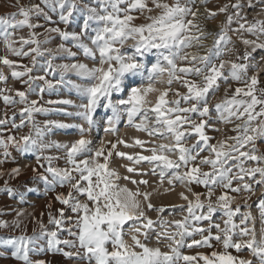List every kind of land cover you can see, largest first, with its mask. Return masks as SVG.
<instances>
[{
    "label": "snow or ice",
    "instance_id": "obj_1",
    "mask_svg": "<svg viewBox=\"0 0 264 264\" xmlns=\"http://www.w3.org/2000/svg\"><path fill=\"white\" fill-rule=\"evenodd\" d=\"M193 2L194 0H94L92 3L88 0H42L44 5L42 7L39 3L23 6L17 0L15 5L18 8L17 12L0 16V38L12 54L31 56L33 64L36 63L37 57L47 56L45 75L38 77L30 75L31 67L24 65V71H16V61L9 59L7 55L0 57V62L13 69L12 77L27 75L25 84L32 80L43 81L41 94L60 86L75 89L86 103L76 105L71 99L50 100L46 103L78 107L82 111L76 115L82 116L89 125L86 129L83 125L48 120L44 122L43 127L33 123L35 135L29 133L21 136L19 140L14 136H8L7 139L0 137V148H3L0 155H3L5 161L11 155L10 145L21 153H39L36 156L38 167H33L32 171L35 178L44 182L46 186L44 194L55 189L57 185H68V193L66 195L58 193L56 199L75 213L73 224L75 231L73 227L65 229V209L61 208L58 210L59 218L49 213V223L55 226L54 229L49 230L42 220L36 219L40 232L37 233L34 229L32 235L27 234V226L21 219L25 214L23 209L17 211L16 218L11 222L0 219V229L16 230L24 225L19 235L0 237V248L11 247V257L20 264H49L46 260L33 261L30 258V253L44 251L86 260L88 264H181L182 261L185 264H197L196 256L182 255L179 250L185 246V238L193 234H199L201 239H193L188 247L193 245L213 247L211 243L213 240L222 246L221 251L213 250L210 254L198 253L203 264H264V198L259 200L261 229L258 236L251 212L241 213L239 204L233 208L232 203L236 197L230 195L231 192L239 194L242 190L255 194L245 177L264 186V152H260L256 146V141L264 138V87H259L258 72L248 75L249 67H258L248 62L252 52L264 49V42L260 41V37L264 35V19L254 18L252 23L245 19V23L233 29L235 32L244 30L257 37L256 39L241 37L246 47L243 56L237 54L236 60H224L220 57L226 52L234 51L227 48L232 42L228 30L229 25L233 23L234 15L239 16V12L227 16L220 31L215 34L212 46L206 49L204 55L190 54L184 49L193 46L194 43L204 46L203 38L212 34L200 30L195 23L199 9L193 10L191 7ZM259 3L264 5V0H259ZM247 5L254 6L253 0H247ZM244 6L243 0H237L231 5L236 9H242ZM45 7L48 11H45ZM228 7L226 4L218 11L225 12ZM205 11L209 17L217 14L208 9ZM49 12L56 13L59 22L65 27L61 28L58 25L45 27L44 33L34 31L44 25L34 23L33 18L43 17L46 23L52 22L53 18ZM134 13L144 16L147 22L136 23L139 16ZM74 14L83 16L79 31H69L67 27L75 18ZM189 16L192 19H187ZM245 24L248 26L245 27ZM25 27L30 30L28 35L17 38L16 30ZM193 29H197L198 34L193 32ZM54 34L61 38V43L54 49L42 47L53 39ZM41 35H44L43 40L39 38ZM129 40L132 41L130 45ZM67 42H71L72 47L67 46ZM17 43L19 47L16 46ZM26 45L33 47L25 51ZM126 45L128 47H125ZM73 47L94 61L98 56V63L90 67L79 61L54 62L57 57L62 56L75 58L77 52L73 51ZM149 54L156 55V61L151 63L150 67L146 63ZM214 59H219V64L214 63ZM178 61H187L188 64L182 65ZM57 73L58 79H48L49 75L55 77ZM69 74H75L90 83L87 85L75 83L68 78ZM165 74L166 81L162 79ZM189 75L200 77V81L188 79ZM6 80L7 77L0 72V81ZM230 80L242 82L243 86H237L232 90ZM221 81L227 85L224 97L210 105L209 93L219 91ZM174 82L180 83L187 91L181 93L179 90H173L171 86ZM158 83H166L168 87L158 88L156 87ZM122 91H126V96L114 102L113 93ZM170 92L179 98L169 100ZM150 94L157 95L154 102L149 99ZM16 96L21 103L27 105L20 110L22 117L27 114L31 120L34 113L49 111V108L39 105L38 101L29 102L26 91L17 90ZM3 99L6 103L16 102L11 95H3ZM101 100L106 101L104 106L112 110V115L106 120V132L118 131L117 125L123 111L129 125L134 124L137 130L146 132L150 137L167 139L170 136L172 142L151 141L153 146L146 149L151 155L138 153L130 155L118 151L117 144L132 146L123 139H118L115 143L108 141L107 149L103 143L92 149L91 140L84 134L94 125L93 113ZM181 100L185 103L191 102L190 106L181 107ZM213 110L221 121L232 122L233 118L240 121L233 128L235 136L219 140L215 144L209 142L212 137L207 134L206 129L219 131L209 123ZM149 113L154 115V123L149 122ZM192 113L200 117L199 122L191 118ZM65 115L72 116L73 113L65 112ZM137 116L141 117L139 123H135ZM5 123V120H0V124ZM23 123L22 119L20 125L14 123L13 126L20 127ZM53 127H77L81 136L70 144L58 141L45 142L43 137L46 131ZM193 134L197 137L196 143L188 145L187 141ZM146 143L149 142L135 139V144L142 149ZM53 147L65 150L66 162L71 167H54L53 160L60 157L43 155L46 149ZM204 151H208L209 155L200 157L199 163H196L199 154ZM114 152L115 155L126 157L136 164L142 161L153 164L154 167L150 170L153 175L157 174L156 170L159 168L160 186H163L165 180L172 186L166 188V192L174 190L177 182L204 185L206 192H193L192 188L188 187L187 191L192 192L194 199L181 192V198L187 202V215L181 219L168 220L159 215L165 211L166 206L154 205L150 199L151 192H142L139 187L132 190L126 184L119 183L120 179L129 180L136 185H147L149 182L144 179L136 181L129 176L121 177L115 169H110V157ZM168 153H178V156L173 159ZM101 158L103 162H100ZM41 161H45L47 166ZM248 161L253 164L246 166ZM202 165H208V170L205 171ZM182 166L185 169L183 172ZM39 169H43V172ZM127 171L138 172L141 176L147 175L146 172L133 167H127ZM4 175L5 173L0 171V177ZM7 175L9 179L19 177L21 168L14 167ZM234 181L239 183L234 186ZM217 188L223 191L213 200ZM25 191L32 192L36 189L27 187ZM0 193H5L11 198L19 195L21 200L24 199L22 194L9 185L8 180L0 187ZM73 193L85 196L86 201L79 200ZM250 198L251 196L245 200L246 207L247 199ZM218 209L222 210L226 217L222 218L223 227L221 223L212 222L213 214ZM147 210L158 213L155 220L147 214ZM197 211L200 212L199 215ZM238 214L241 219L236 223L234 217ZM67 219L73 220L72 217ZM202 221H208V226H194V223ZM157 223L161 227V231L157 232V243L168 241L167 251L144 242L148 238L149 230H154ZM213 228L216 229L215 233L212 231ZM65 230L71 239L60 238L59 233ZM125 237H130L131 243ZM42 238L46 239V248L39 243ZM109 244L111 249L108 247ZM65 248H75L76 251H65ZM229 249H234L237 253L247 250L249 258L233 255Z\"/></svg>",
    "mask_w": 264,
    "mask_h": 264
},
{
    "label": "rangeland",
    "instance_id": "obj_2",
    "mask_svg": "<svg viewBox=\"0 0 264 264\" xmlns=\"http://www.w3.org/2000/svg\"><path fill=\"white\" fill-rule=\"evenodd\" d=\"M88 2L94 3V0H88ZM237 0H194L191 7H193V10L199 9V13L195 19V23L199 26L200 30H203L205 33H212L211 35H206L203 38L204 46L203 50L199 52H194V48L191 46L189 48L184 49L185 52L190 54H198V55H204L207 48H210L216 38V33L220 31L221 25L227 20V16L230 14H234L239 12V16L233 17V23L229 25L228 35L231 37V43L227 45L228 49H233L234 51L226 52L220 59L224 60H236L237 54L240 56H243V53L245 51V45L242 43V39H256L257 37L251 33H248L247 31L240 30L239 32L233 31V29H237L239 27V24L245 23V19L248 23L254 22L255 19H264V5L259 3V0H253L254 6H248L247 0H243V3L245 6L242 9H236L231 7V5L235 4ZM39 3L42 7H44L42 0H19V4L23 6H31L33 4ZM17 4V0H0V16H7L9 13L17 12L18 8L15 6ZM229 5L227 11L225 12H219L218 10L221 7H224V5ZM206 9L216 12L217 14L214 17H209ZM45 11H48V9L45 7ZM158 11V10H157ZM155 14V13H153ZM49 15L52 16V22L46 23L44 21L43 17H34L33 22L34 23H40L43 24L44 27H39L34 29L37 33H44L45 27H55L59 26L61 28H64L65 25L58 20V15L56 13L49 12ZM75 15V14H74ZM134 15L139 16V19L136 21V23H145L147 22L144 19V16H141L139 13H134ZM147 15V13H145ZM18 19H22V17H17ZM187 19H192L191 16L187 17ZM83 16L82 15H75V18L73 19L72 23L68 25L69 31H79L80 25L82 24ZM248 25L245 24V27ZM29 29L27 27L22 29L16 30L17 38L21 35L27 36L29 33ZM193 32H197V29H193ZM41 40L44 39V35H41L39 37ZM260 41L264 42V35L260 37ZM61 43V38L58 35H53V39L49 41V43L42 45V47L45 48H56V46ZM132 43L131 40L128 41V45ZM126 45L125 47H128ZM19 47V43L16 45ZM67 46L72 47L71 42H67ZM29 46H24V50L27 51ZM251 51V48L248 49ZM73 51L77 52V56L75 58L73 57H57L54 61L55 63H66V62H83L88 64L90 67L94 66L96 63H98V56L97 59L94 61L91 58H88L83 55L82 52L77 50L75 47H73ZM7 55L9 59L14 60L17 62V67L15 68L16 71H24L23 66L27 65L28 67L32 68L31 76L38 77L41 75H45L46 72V60L47 56H41L36 58V63L33 64L31 62V56H16L12 54L6 47L5 42L2 38H0V57H3ZM264 49H257L255 52H252V56L249 59L250 65H257L258 67H249L248 69V75L251 76L253 74H256L258 72V79L260 81L259 87H264ZM156 61V55L155 54H149L146 63L149 64V67L151 66V63H154ZM150 62V63H149ZM216 64H219V59H214L213 61ZM242 62V61H237ZM178 63L182 65H187V61H178ZM199 66V65H197ZM13 71L12 68L4 65L2 62H0V72H3V74L7 77L6 81H0V120H5V124H0V137H3L4 139H7L8 136H14L17 140L20 139L21 136L28 135L29 133H32L35 135L33 123L43 127L44 122L48 120L53 121H59L64 122L72 125H83L86 129L89 127L87 122L82 116L76 115L77 112L82 111L78 107H74L71 105H61V104H47V101H55L60 99H71L75 102L76 105H79L81 103H86V100L83 99L81 96H79L75 89L69 87V86H60L55 89H48L44 91L43 94L40 93V88L44 86V82L40 80H32L29 84H25L24 81L28 79V76L14 78L11 75V72ZM227 74V70H225ZM59 74L57 73L55 77L52 75L48 76V79H58ZM68 78L73 80L75 83H80L82 85H87L90 83V81L78 78L75 74H69ZM188 79L196 80L197 82L200 81V77L195 75H189L187 77ZM162 79L164 81L167 80V74H165ZM221 87L219 91L213 93H209V101L210 105H214L215 103L219 102L224 97V89L227 87L226 84H224L222 81ZM229 83L232 85V90L235 89L237 86H243L242 82H236V81H229ZM158 88H165L168 87L166 83H158L156 85ZM173 90H179L181 93H185L187 89L183 87L180 83L174 82L172 84ZM4 89H10V92L3 91ZM26 91L27 93V100L30 101H38L39 105H43L46 108H49L48 112H39L34 113L32 116V119L30 120L25 114L23 117L21 116V109L26 107L27 105L24 103H21L19 100V97L16 96V91ZM232 92H229V96H231ZM3 95H11L13 99L16 101L15 103H6L3 99ZM126 96V91H122L120 93H113L112 99L113 101H117L121 98H124ZM157 95L156 94H150L149 99H151L153 102L156 100ZM179 97H174L173 93L170 92L168 99H174ZM194 102V101H193ZM106 101L101 100V102L98 104L95 112L93 113V120L94 125L91 127L90 131H87L84 135L87 139L91 140V148L96 149L98 148L102 143L105 145V148L108 147V141H111L115 143L118 139H123L126 141L129 145H132L131 147H125L123 144H117V150L120 152H126L130 155L140 154V155H151L150 151H147L146 149H149L153 146L151 141H155L156 143H171L172 138L169 136L167 139H164L162 137H150L146 132L137 130L134 124L129 125L127 123V116L125 113H121V120L117 125V132H106L105 128L107 117L112 115V110L110 108H106L105 105ZM190 103H185L183 100H181V107H189ZM65 112H72V116L65 115ZM150 117V123H154L155 117L152 113L148 114ZM218 114L213 110L211 112V119L209 120V123L213 125V128L219 129V131H215L211 128L206 129L207 134L212 137V139L209 141L212 144L217 143L219 140L226 139L227 137L235 136L236 132L233 131V128L235 127V124L240 123V121L233 118L232 122H225L221 121L217 118ZM191 118L193 120H196L199 122L200 117L192 113ZM23 119L24 123L20 127H14L13 124L16 125L21 124V120ZM141 117L137 116L135 118V123H139ZM81 136L80 130L77 127H68V128H59V127H53L50 130L46 131L45 136L43 137L45 142H52V141H58L60 143H71L77 139H79ZM139 138L141 140L147 141L149 143L145 144V148H141L140 146L135 144V139ZM197 137L195 134H193L192 137H190L187 141L188 145L196 143ZM256 146L260 150V152H264V138L258 139L256 141ZM9 151L11 155L7 158L5 161V158L3 155H0V171H3L5 173L4 176L0 177V187L4 185L5 180H8L9 185L16 189V191L23 195L24 199L21 200L20 196L17 195L15 198H11L7 196L5 193H0V219L8 220L11 222L14 218H16L17 211L23 209L24 210V216L21 217L24 221V225L27 226V234L32 235L33 230L35 229L37 233L40 232L39 224L36 223V219H40L43 221L44 225L49 229H54V225L49 223V213H51L52 216H58V210L61 208L65 209V229L68 227H73L74 224V218L75 213H72L70 208L68 206H65L61 204L57 199L56 196L58 193L67 194L69 191L68 185H57L55 189L48 191L45 195V184L43 181L35 178V174L32 171L33 167H38L36 156L39 155V153L36 152H29V153H21L19 152L14 146L9 147ZM3 152V148H0V153ZM195 154V153H194ZM43 155H52V156H59L60 159L53 160V166L54 167H71L67 164L66 158H65V150L63 149H57L55 147L46 149L43 153ZM173 159H176L178 156L177 154L168 153ZM209 155L208 151L201 152L199 154V157L197 158L196 163H199V158L202 156ZM83 157H78V159H82ZM100 162H103V158L100 159ZM41 163H45V166H47L45 161H41ZM231 163V162H230ZM253 162L248 161L246 163V166L252 165ZM27 166V167H26ZM14 167H20L21 168V175L19 177H16L14 179H9L7 173L10 169ZM127 167H133L138 170L144 171L147 173V175L141 176L138 172L136 173H130L127 171ZM154 167L153 164H150L146 161H142L138 164L133 163L132 161L128 160L126 157H119L115 155V152L112 157H110V163L109 168L115 169V171L121 176H129L132 177V179L136 181H140L141 179L147 180L149 183L147 185L144 184H132L129 180L120 179L119 183L121 185H127L130 189L135 190L137 187L144 192H151L152 196L150 197L151 202L156 206L164 205L165 211L159 215H162L163 217L167 218L168 220H174V219H181L184 215H187L186 211V205L187 202L183 200L180 196L181 192H185L190 199H194V196L192 195V192H188L187 188L191 187L193 192H200L205 193L206 188L204 185H196L191 184L187 185V183L181 184L177 182L174 186V190L172 191H165L166 188L172 187L167 183V180L164 181L163 186H160L159 183V168H157V174L153 175L150 171ZM202 168L207 171L209 166L208 165H202ZM185 169L183 166L181 167V172H183ZM39 171L43 172V169H39ZM235 171V169H234ZM75 175V173H73ZM171 175V172L168 173ZM259 177L257 176V179ZM49 179L51 177L49 176ZM245 180L252 185V188L254 190L255 194H252L247 191H241L239 194L235 192H231L230 195L236 197V199L232 203V207L235 208L238 204L240 205V211L241 213L244 212H251L252 217L254 218V226L257 230V235L259 236L260 229H261V209L259 207V200L264 198V186L258 185L253 182L252 179L245 177ZM74 182V181H73ZM239 181H234L233 185L235 186ZM27 187L35 188L36 191L27 192L25 189ZM155 190V191H154ZM223 189L217 188L216 189V195L213 196V200H215L216 196H218ZM73 195L77 196V198L81 201H86V197L83 195H78L76 193H73ZM251 196L250 199H247V207L245 206V200L247 197ZM204 197L202 196V199ZM141 201L143 203V198L141 197ZM51 205L49 208L48 205ZM184 206L183 208L181 206ZM206 211V209H205ZM147 214L152 217L154 220L156 219L158 213L153 210H147ZM200 212L197 211V215H199ZM68 217H72L73 220H68ZM222 218L224 217V213L222 210H217L216 213L213 214V221L214 223H221V227H223L222 224ZM241 219L240 215L238 214L236 217H234V220L236 223H239V220ZM209 224L208 221H202L199 223H194L195 227H207ZM250 226L252 222H249ZM24 225L21 226V229L13 230L12 228L8 229H0V237L7 238L10 235H19L21 230L23 229ZM127 228V225H126ZM76 229L73 227V231ZM161 231V227L159 223H157L154 227V230H149L148 238L144 242L147 243L149 246L152 247H161L162 250L167 251L166 244L168 241H162L160 243H157V232ZM213 233L216 232V229H212ZM207 234V233H205ZM61 239H71L72 237H69L68 232L62 231L59 233ZM125 239L129 240V243H131L130 237H125ZM141 239L144 240V237L141 236ZM193 239L199 240L201 239L199 234H193L190 237L185 238V246L181 247L179 250L182 255H189V256H196L197 257V264H203L202 259L198 256V253H204V254H210L213 250L221 251L222 246L218 244L215 240L211 241L213 247L208 246H199V245H193L192 247H188L187 245L191 243ZM234 239H239V237H234ZM40 245L44 246L46 248V239L42 238L39 241ZM61 247H64L61 245ZM109 249H111V245H108ZM11 247L7 248H0V264H20V262L16 261L11 257ZM65 251H72L75 252L76 249L72 248H65ZM230 252H232L233 255L242 256L245 258H249V253L247 250H244L240 253H237L234 249H229ZM30 258L33 261L37 260H46L49 262V264H88L86 260L76 259V258H68L63 256L60 253H52L49 251L44 252H34L30 253ZM254 259V258H253ZM181 264H185V262H181Z\"/></svg>",
    "mask_w": 264,
    "mask_h": 264
},
{
    "label": "bare ground",
    "instance_id": "obj_3",
    "mask_svg": "<svg viewBox=\"0 0 264 264\" xmlns=\"http://www.w3.org/2000/svg\"><path fill=\"white\" fill-rule=\"evenodd\" d=\"M198 9H200V7H198ZM192 47L194 48L193 50L196 53L203 50V46L197 43H194Z\"/></svg>",
    "mask_w": 264,
    "mask_h": 264
}]
</instances>
